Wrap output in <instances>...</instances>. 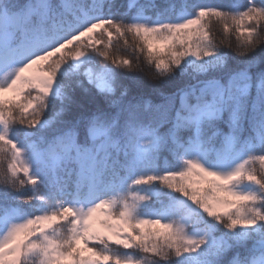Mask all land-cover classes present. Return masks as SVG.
<instances>
[{
	"label": "snow or ice",
	"instance_id": "obj_1",
	"mask_svg": "<svg viewBox=\"0 0 264 264\" xmlns=\"http://www.w3.org/2000/svg\"><path fill=\"white\" fill-rule=\"evenodd\" d=\"M0 264H264V0H0Z\"/></svg>",
	"mask_w": 264,
	"mask_h": 264
}]
</instances>
